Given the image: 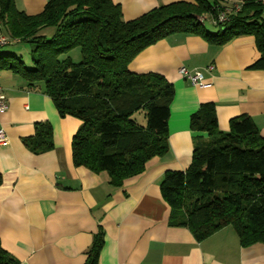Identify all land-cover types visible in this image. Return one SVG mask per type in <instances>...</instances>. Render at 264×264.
I'll return each instance as SVG.
<instances>
[{"label":"trees","instance_id":"1","mask_svg":"<svg viewBox=\"0 0 264 264\" xmlns=\"http://www.w3.org/2000/svg\"><path fill=\"white\" fill-rule=\"evenodd\" d=\"M217 6V0L176 2L127 21L112 0H49L35 15L19 9L15 0H0L3 32L10 39L34 44L30 68L15 54L0 53V73L18 74L27 87L42 89L61 117L79 118L82 123L72 141L74 164L106 171L110 182L119 186L143 172L151 158L168 151L175 88L159 73L130 70L142 50L178 33L200 35L217 45L252 34L261 54L252 67L264 68L261 6L247 0L242 9L228 14V20L215 23L218 32L214 33L198 17L212 9L217 13ZM76 47L80 62L68 54ZM190 127L206 135L195 137L192 161L185 171L165 173L161 192L170 206V224L188 227L198 240L232 226L241 245L264 243L260 130L251 117L241 115L222 131L214 103L201 104L191 115ZM24 143L34 153L51 150V123L35 124V134L24 138ZM2 180L0 174V184ZM104 244L101 230L93 237L85 264H99ZM0 264H19L1 240Z\"/></svg>","mask_w":264,"mask_h":264},{"label":"crops","instance_id":"2","mask_svg":"<svg viewBox=\"0 0 264 264\" xmlns=\"http://www.w3.org/2000/svg\"><path fill=\"white\" fill-rule=\"evenodd\" d=\"M48 1L15 0L29 15L42 12ZM112 1L121 6L127 21L162 5L196 3ZM246 2L217 0V7L228 15L237 12V4ZM213 13L212 9L201 14L204 20L201 15L198 19L215 27ZM0 33L5 34L1 28ZM260 57L252 34L217 45L200 35L178 33L142 50L130 70L159 73L175 88L168 151L151 158L143 172L119 186L110 182L106 171L74 164L72 141L82 123L79 118L61 117L42 89L27 87L18 74L0 73V86L9 104L0 113V128L10 137L7 145H0V240L4 249L19 264H85L93 237L102 230L105 244L99 264H264V243L241 245L231 226L198 240L188 227L171 225L170 206L161 192L165 173L185 171L192 161L195 137L206 135L190 127L191 115L201 104L214 103L222 131L230 129L234 117L248 115L264 137V68L252 67ZM181 67L200 70L205 85H193L181 75ZM41 122L52 125L53 148L34 153L24 138L33 136L35 124Z\"/></svg>","mask_w":264,"mask_h":264},{"label":"built area","instance_id":"3","mask_svg":"<svg viewBox=\"0 0 264 264\" xmlns=\"http://www.w3.org/2000/svg\"><path fill=\"white\" fill-rule=\"evenodd\" d=\"M256 3H258L262 8V14L264 15V0H252ZM243 3L237 4L234 8L238 11L242 9ZM206 18L205 15H201L200 19L204 20ZM228 20V15L226 11L219 10L217 13H213L212 15V21L214 23H221ZM11 42L10 37H8L6 34L0 33V47L6 44H9ZM212 67L210 66L209 69ZM180 73L183 77L188 78L191 83L195 86H204L205 83L203 82L204 76L203 73L198 70H189L186 67L180 68ZM9 108V104L7 102L6 96L4 94L3 88L0 86V113L5 112ZM10 142V137L7 135L4 129L0 128V145L4 146L7 145Z\"/></svg>","mask_w":264,"mask_h":264},{"label":"rangeland","instance_id":"4","mask_svg":"<svg viewBox=\"0 0 264 264\" xmlns=\"http://www.w3.org/2000/svg\"><path fill=\"white\" fill-rule=\"evenodd\" d=\"M205 26L208 28V30L212 32L217 31V26H215L216 27L215 28L209 21H205ZM33 48H34V44L31 42L17 41V40L12 39L9 44H6L0 47V53L1 54H15L16 56L22 58L26 67L30 68L32 66ZM68 54L75 60V62H80L81 55H80V49L78 47H76L75 49H72ZM75 54H77V56H74ZM145 111H148L146 107H145ZM140 140L145 145L149 146V143L147 141L143 140L142 138H140ZM95 159L97 160V158Z\"/></svg>","mask_w":264,"mask_h":264}]
</instances>
